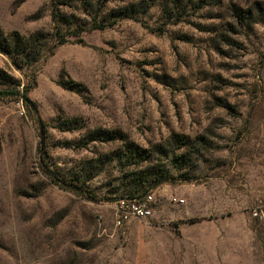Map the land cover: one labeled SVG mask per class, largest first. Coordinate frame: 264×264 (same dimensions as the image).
Segmentation results:
<instances>
[{"label":"rangeland","instance_id":"374dc122","mask_svg":"<svg viewBox=\"0 0 264 264\" xmlns=\"http://www.w3.org/2000/svg\"><path fill=\"white\" fill-rule=\"evenodd\" d=\"M89 1L0 0V264H264V0Z\"/></svg>","mask_w":264,"mask_h":264},{"label":"trees","instance_id":"16d2710c","mask_svg":"<svg viewBox=\"0 0 264 264\" xmlns=\"http://www.w3.org/2000/svg\"><path fill=\"white\" fill-rule=\"evenodd\" d=\"M93 2H96V9L103 8L108 2L123 3L124 0H93L89 1V7L95 9ZM163 3L162 11L166 16H170V10L168 7V0H140L138 3H128L124 6L117 7L110 11L106 17V22L109 26H113L117 21L124 18H134L137 14L143 12H148L152 6L157 3ZM104 25H101L103 28ZM46 35L39 32L30 37H24L18 32H12L5 35L0 29V52L6 56L12 55H23L27 58L28 62L31 63L35 61L38 56L39 50L44 45V39ZM36 56V57H35ZM21 96L23 100L32 108L34 104L26 95V90L20 93L19 91H0V96ZM146 196V193L138 195L136 197H131V199H141ZM119 200V199H118Z\"/></svg>","mask_w":264,"mask_h":264},{"label":"built area","instance_id":"2783aa9c","mask_svg":"<svg viewBox=\"0 0 264 264\" xmlns=\"http://www.w3.org/2000/svg\"><path fill=\"white\" fill-rule=\"evenodd\" d=\"M155 199L151 193L141 199H119L115 203L116 225L124 227L131 219L145 221L153 215Z\"/></svg>","mask_w":264,"mask_h":264}]
</instances>
